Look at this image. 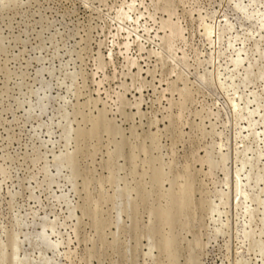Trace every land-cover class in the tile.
Instances as JSON below:
<instances>
[{"label":"rangeland","instance_id":"rangeland-1","mask_svg":"<svg viewBox=\"0 0 264 264\" xmlns=\"http://www.w3.org/2000/svg\"><path fill=\"white\" fill-rule=\"evenodd\" d=\"M0 264H264V0H0Z\"/></svg>","mask_w":264,"mask_h":264},{"label":"bare ground","instance_id":"bare-ground-1","mask_svg":"<svg viewBox=\"0 0 264 264\" xmlns=\"http://www.w3.org/2000/svg\"><path fill=\"white\" fill-rule=\"evenodd\" d=\"M134 10V9H133ZM133 10H131V11H133ZM137 10V9H136ZM122 12V11H121ZM124 12V11H123ZM143 14V13H142ZM127 15V14H126ZM129 20V19H128ZM176 25V24H175ZM164 26H165V24H164ZM177 27V26H176ZM175 29V28H174ZM211 31H213V33H214V30H211ZM208 33H209V31H208ZM189 190V189H188Z\"/></svg>","mask_w":264,"mask_h":264}]
</instances>
